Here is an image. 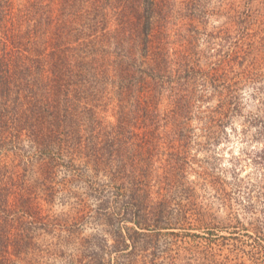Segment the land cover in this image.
I'll list each match as a JSON object with an SVG mask.
<instances>
[{
	"label": "trees",
	"instance_id": "trees-1",
	"mask_svg": "<svg viewBox=\"0 0 264 264\" xmlns=\"http://www.w3.org/2000/svg\"><path fill=\"white\" fill-rule=\"evenodd\" d=\"M172 1L0 0V151L46 166L30 183L19 164L0 160V264H175L173 256L158 259L157 232L173 225L167 193L152 198L151 179L160 166L132 159L125 133L148 115L153 125L167 126L159 121L170 116L190 128L197 113L208 144L221 136L225 117L240 111L241 98L238 81L225 80V58L212 67L210 58L203 60L200 32L192 26L189 53L172 68ZM204 11L197 4L190 15ZM206 34L217 44L214 33ZM164 90L174 96L172 115L162 117ZM214 96V104L201 110ZM259 103L245 126L264 139V100ZM109 109L115 122L107 119ZM57 167L65 178L96 183L87 188L102 198L100 210L117 212L98 218V231L84 242L69 241L71 231L39 246V232L59 234L55 218L43 214L54 197L48 175ZM175 169L170 165L167 172ZM246 185L239 191L251 196ZM36 194L44 195L45 205ZM122 222L133 226L125 230ZM35 249L41 260L32 258ZM57 257L62 262L50 263Z\"/></svg>",
	"mask_w": 264,
	"mask_h": 264
},
{
	"label": "rangeland",
	"instance_id": "rangeland-1",
	"mask_svg": "<svg viewBox=\"0 0 264 264\" xmlns=\"http://www.w3.org/2000/svg\"><path fill=\"white\" fill-rule=\"evenodd\" d=\"M16 1L21 5L26 0ZM172 3L174 12L169 19L172 68L178 69L182 55L189 53L191 30L198 29V49L203 60L210 58L212 67L217 66L218 59L225 58L228 75L225 80L238 81L241 108L225 117L226 128L221 136L208 144L202 130L204 123L196 117L197 113L190 128L178 125L181 117L174 122L170 116L159 121L167 126L153 125V116L148 115L126 131L125 146L132 159L138 164L153 162L160 166L151 179L153 202L160 201L156 192L168 196L173 225L157 232L158 259L168 261L173 256L175 264H264V159L261 157L264 139L256 138V127L245 126L246 119L258 112L259 102L264 100V0H173ZM197 4L205 13L193 19L190 13ZM209 32L216 35L213 40L217 44L206 41ZM202 65L204 69L208 67L204 62ZM170 93L164 90L161 96L162 117L173 107L174 95ZM216 98L204 103L201 110L214 104ZM114 112L109 109L106 113L113 122ZM8 154L0 151V160L19 164V170L27 172L30 183L46 172V166L35 159L30 161L25 157L20 161L13 153ZM170 165L177 166L172 173L167 172ZM85 179L65 178L63 167L48 175L53 202L45 205L43 194L34 197L45 205L43 214L55 218L60 235L53 238L39 232L37 245L66 239L71 231L75 236L69 241L84 242L98 231L99 220L103 222L107 214L115 216L117 209L113 207L100 210L102 198L87 188L89 183L95 186L96 183ZM239 184H247L252 189L251 196H243L244 189L239 191ZM122 226L126 230L133 223L122 222ZM64 249L76 253L72 247ZM32 258L41 260L37 249ZM53 262L60 263L62 259L57 257L50 263Z\"/></svg>",
	"mask_w": 264,
	"mask_h": 264
}]
</instances>
